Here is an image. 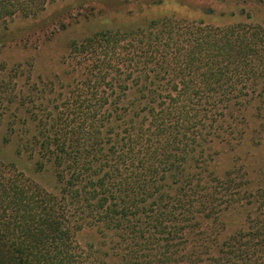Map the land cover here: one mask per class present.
<instances>
[{
  "label": "trees",
  "instance_id": "1",
  "mask_svg": "<svg viewBox=\"0 0 264 264\" xmlns=\"http://www.w3.org/2000/svg\"><path fill=\"white\" fill-rule=\"evenodd\" d=\"M53 1L0 0V27ZM72 49L79 74L57 115L37 108V125L25 117L11 128L19 153L54 167L59 189L0 163V264L203 263L217 230L202 223H218L235 195L232 177L203 174L209 145L233 134L232 105L264 98V26L168 16ZM23 100H9L14 119ZM259 209L211 264H264ZM86 230L97 240L84 241Z\"/></svg>",
  "mask_w": 264,
  "mask_h": 264
},
{
  "label": "rangeland",
  "instance_id": "2",
  "mask_svg": "<svg viewBox=\"0 0 264 264\" xmlns=\"http://www.w3.org/2000/svg\"><path fill=\"white\" fill-rule=\"evenodd\" d=\"M168 16L217 25L245 22L264 26V0H56L35 15L9 18L0 27V81L5 83L0 97L6 108L0 112V163L57 193L54 167H40L37 154L19 153L23 136L15 128L12 131L14 122L26 117L28 125L34 127L40 118H35L40 114L37 108L48 107L46 113L57 115L58 94L79 74L74 43L108 30L148 28ZM15 94L24 98L18 119L13 117L16 105L9 102ZM34 110L37 113L31 114ZM229 114L233 134L209 145L203 174L211 177L213 173L219 180L232 177L235 195L229 206L223 205L218 223L203 221V232H209L211 226L217 234L210 243L211 251L203 254L204 262L199 264H211L223 243L248 231L264 202V98L236 102ZM43 120L51 121V116ZM81 237L87 242L97 240L94 230H86Z\"/></svg>",
  "mask_w": 264,
  "mask_h": 264
}]
</instances>
